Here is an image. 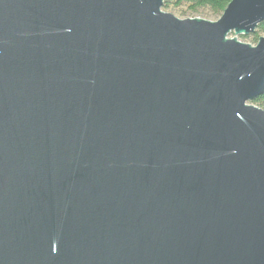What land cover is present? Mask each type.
Returning a JSON list of instances; mask_svg holds the SVG:
<instances>
[{
	"label": "water",
	"instance_id": "1",
	"mask_svg": "<svg viewBox=\"0 0 264 264\" xmlns=\"http://www.w3.org/2000/svg\"><path fill=\"white\" fill-rule=\"evenodd\" d=\"M0 0V264H264V0Z\"/></svg>",
	"mask_w": 264,
	"mask_h": 264
},
{
	"label": "trees",
	"instance_id": "2",
	"mask_svg": "<svg viewBox=\"0 0 264 264\" xmlns=\"http://www.w3.org/2000/svg\"><path fill=\"white\" fill-rule=\"evenodd\" d=\"M230 0H163V10H173L181 5H186L192 13H205L210 16L219 17ZM264 36V20L260 22L250 37L256 42L259 37ZM243 37V36H242ZM252 104L264 109V92L251 101Z\"/></svg>",
	"mask_w": 264,
	"mask_h": 264
},
{
	"label": "rangeland",
	"instance_id": "3",
	"mask_svg": "<svg viewBox=\"0 0 264 264\" xmlns=\"http://www.w3.org/2000/svg\"><path fill=\"white\" fill-rule=\"evenodd\" d=\"M164 11L170 12V13L174 14L178 18L198 17V18H203V19H207V20H211V21L217 19V17H215V16L207 15L205 13L206 11H203L204 14L192 13V12L189 11V9L187 8L186 5H181L178 8L173 9V10H164ZM250 35L251 34H248V35H235L233 32H231L229 34V37H235L239 41H242V42H245V43H249L251 45H255L257 41L253 42L251 37H250Z\"/></svg>",
	"mask_w": 264,
	"mask_h": 264
}]
</instances>
